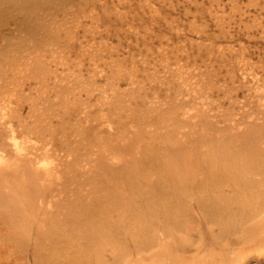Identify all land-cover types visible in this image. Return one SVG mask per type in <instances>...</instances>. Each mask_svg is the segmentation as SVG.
<instances>
[{
  "label": "bare ground",
  "instance_id": "obj_1",
  "mask_svg": "<svg viewBox=\"0 0 264 264\" xmlns=\"http://www.w3.org/2000/svg\"><path fill=\"white\" fill-rule=\"evenodd\" d=\"M74 2L0 0V40L4 27L24 33L5 43L14 61L4 50L0 100L25 94V78L44 79L42 46L53 47L57 14ZM16 63L20 88L7 85ZM91 75L78 93L93 101L76 112L66 81L53 86L58 107L30 106L29 121L24 100L0 103V264H264V82L253 76V97L232 109L229 99V111L195 78L179 75V96L168 82L165 97L146 102L132 78L121 89L113 75Z\"/></svg>",
  "mask_w": 264,
  "mask_h": 264
},
{
  "label": "rangeland",
  "instance_id": "obj_2",
  "mask_svg": "<svg viewBox=\"0 0 264 264\" xmlns=\"http://www.w3.org/2000/svg\"><path fill=\"white\" fill-rule=\"evenodd\" d=\"M75 1L77 2H74V11L71 9L65 15L62 12L57 14L56 19L61 20V22H58L61 25V30L58 33L59 36L56 35L55 37L54 35L55 43H52L53 47L51 44L45 45L47 47L42 46L40 54L43 56L40 55V60L43 61H40V65L42 62L48 64L45 66L48 69L46 74L41 73L44 79L25 78L22 86L25 94L23 90L17 91L18 95L12 94L11 98L10 95H6L0 100L3 105L13 103L11 106L18 105V99L19 101L24 100L23 106H21L23 102H18V108L22 110V114L27 117L28 121L31 115L29 112L30 106H33L32 110H36L33 113L42 112L43 107L48 106V103H53L54 106L58 107L60 103L55 104L54 101L58 102L59 98L54 92L56 88L53 87L58 82L63 84L66 81L70 84V87L72 86V100L67 102V104L72 103V107L69 106L71 110L76 112L81 101L85 102V105L90 104L86 100L88 101L91 98L93 101V97L87 96L84 98L85 92L80 95L78 92L81 90V84L86 83L88 79L90 81L93 73L96 74L94 77L97 82L101 84H104L106 76L113 75L111 79L118 81L121 89H128V85H131L130 78H132V82H137L136 85L140 84L142 86V95L144 94L146 102L153 101L155 93L160 97H165L167 90L164 88L169 86L167 85L168 82L172 86L168 89L170 97L179 96V90L181 89L175 91L178 88L177 83H175L176 80L179 81L181 78L186 77L187 81L194 83L191 80L195 78V83L198 82L199 86L203 84L204 89L208 91L207 94L210 95V98H207L211 99L209 100V102L211 101L210 105H212V102L219 104L216 106L217 110H219V107L222 109L229 107V99L234 101V105H230L232 109L243 104L241 103L242 100L245 102V100L250 99L249 97H253L252 95L256 92L254 88H250L254 83L253 76L264 82V67H262L264 66V0H88L85 5H83L84 1L82 3H79V0ZM52 25L54 26V24H50V28L53 27ZM91 25L92 27H90ZM4 30H6L5 35L8 41L0 40V49L2 48L0 50V67L4 66V50L6 52L7 48H11L5 43L13 42L15 44L16 38L24 34L19 30L14 31L12 35L10 33L11 29L7 27H4ZM24 39L26 40V37ZM27 43L29 44V42ZM111 45L113 48L110 47ZM29 46H24V48ZM43 47L46 49L43 50ZM6 53L10 54L7 55V58L10 60L12 55L10 61H14L13 54ZM99 53L101 56H99ZM35 54H38V51ZM37 56L39 57V55ZM15 67L17 68L10 72V76H17L11 78L10 83L7 85L11 87L16 85L20 88L21 79L19 78L20 81L17 79L19 76L17 71L20 66L16 63ZM44 68L41 67V69ZM49 68H51V72H49ZM176 70L177 74L175 73ZM111 71L114 73L112 74ZM193 71L195 77L190 79L189 76L193 74ZM169 73H173L174 77ZM195 73L198 75H195ZM61 78H63V82ZM5 79L8 81L7 77ZM200 79L203 81H200ZM17 81L19 84H17ZM174 85L177 87L176 89ZM26 91L30 93L28 95H31L30 100H33L32 102L26 101ZM146 91L149 92L146 93ZM8 93L10 94V92ZM21 95L25 99H21ZM7 96L10 101L6 98ZM47 97L48 99H46ZM4 100L9 101V103H5ZM62 105H65V103ZM54 106H51V110L46 108V111L53 112L50 118L52 121L54 120L53 122H56L58 119L55 114L57 108ZM53 107L55 110H53ZM231 109L226 110L230 111ZM218 114L220 115V113Z\"/></svg>",
  "mask_w": 264,
  "mask_h": 264
}]
</instances>
